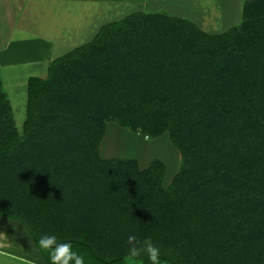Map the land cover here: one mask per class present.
<instances>
[{"label": "trees", "instance_id": "trees-1", "mask_svg": "<svg viewBox=\"0 0 264 264\" xmlns=\"http://www.w3.org/2000/svg\"><path fill=\"white\" fill-rule=\"evenodd\" d=\"M241 13L220 35L129 13L28 79L23 134L2 101L0 211L23 222L44 264L43 233L85 243L74 250L85 264H121L132 234L162 264H264V0ZM110 122L168 134L181 165L167 187L158 160L99 156Z\"/></svg>", "mask_w": 264, "mask_h": 264}, {"label": "rangeland", "instance_id": "rangeland-1", "mask_svg": "<svg viewBox=\"0 0 264 264\" xmlns=\"http://www.w3.org/2000/svg\"><path fill=\"white\" fill-rule=\"evenodd\" d=\"M226 1L231 2L230 0ZM208 3L210 6L206 13H203L198 5L187 3H181L182 6L180 9L183 12L170 13L168 11L159 10L149 13H163L188 20L204 34L210 35H220L241 24L242 13L240 12L243 4L237 5L234 3H227L224 5H214L211 1ZM188 9L190 12H187ZM140 10L141 8L137 6H122L113 13L97 15L98 19L95 23L99 26L121 19L123 16L132 12H147ZM79 19L80 18L76 21H79ZM55 24L57 23L55 22ZM76 24L77 26H80V24L84 25L79 22ZM57 26H59V24ZM52 29V31L57 30L54 28ZM93 33L92 28V31L90 30L82 35L81 39L76 43H82V45L87 43L90 41L89 39L92 37L91 35ZM68 52L63 53L56 51L50 53V62ZM47 70L48 67L43 74L38 73L33 77L39 78V80L44 79L47 76ZM1 87L3 91H0V104L2 101L4 102L5 99L8 101L12 111L15 133L21 135L25 129L23 125L26 120L28 84H14L11 83L10 80L5 79V85L1 83ZM34 87L31 89L32 95L34 94ZM1 92H4V95ZM98 153L99 156L104 159H134L140 169L148 167L153 160L160 161L164 166L162 180L165 187L169 185L174 175L179 171L181 165L180 153L172 145L167 133H163L158 137H148L145 134L132 132L129 129L120 127L111 122L105 124V130L99 142ZM72 245L73 250L77 251L84 250L87 247L85 243H74ZM91 258V264H95L96 260L93 257ZM34 262L44 264L41 254L32 238L27 233L25 225L19 219H15L7 213L0 211V264H34ZM121 264H126L124 257L121 258Z\"/></svg>", "mask_w": 264, "mask_h": 264}, {"label": "crops", "instance_id": "crops-1", "mask_svg": "<svg viewBox=\"0 0 264 264\" xmlns=\"http://www.w3.org/2000/svg\"><path fill=\"white\" fill-rule=\"evenodd\" d=\"M209 1L214 5L227 3L242 5L245 2V0H230L231 2L226 0H0L1 83L5 85L7 79L14 84L26 85L29 78L46 71L51 60L50 53L56 51L65 53L82 45L76 42L93 28L94 33L89 39L91 40L102 25H96L97 15L113 13L122 6H137L141 8L140 11L147 12L159 10L170 13L183 12L180 9L181 3L196 4L203 13H206L209 10ZM187 12L190 10L188 9ZM78 18L79 21H76ZM77 22L84 25L77 26ZM52 28L59 31H52ZM34 264L39 263L34 262Z\"/></svg>", "mask_w": 264, "mask_h": 264}, {"label": "clouds", "instance_id": "clouds-1", "mask_svg": "<svg viewBox=\"0 0 264 264\" xmlns=\"http://www.w3.org/2000/svg\"><path fill=\"white\" fill-rule=\"evenodd\" d=\"M38 247L49 256L50 264H85V258L73 250L70 241H61L56 234L43 233L38 240ZM128 245L126 264H143L142 257L149 264H162L161 249L151 238L141 240L132 234L127 237Z\"/></svg>", "mask_w": 264, "mask_h": 264}]
</instances>
